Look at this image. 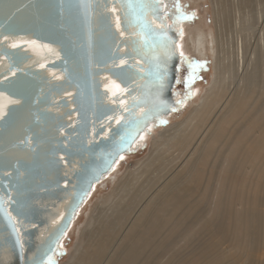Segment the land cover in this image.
Returning a JSON list of instances; mask_svg holds the SVG:
<instances>
[{
    "label": "water",
    "instance_id": "1",
    "mask_svg": "<svg viewBox=\"0 0 264 264\" xmlns=\"http://www.w3.org/2000/svg\"><path fill=\"white\" fill-rule=\"evenodd\" d=\"M163 0H0V264H48L80 210L178 106Z\"/></svg>",
    "mask_w": 264,
    "mask_h": 264
},
{
    "label": "rangeland",
    "instance_id": "2",
    "mask_svg": "<svg viewBox=\"0 0 264 264\" xmlns=\"http://www.w3.org/2000/svg\"><path fill=\"white\" fill-rule=\"evenodd\" d=\"M165 1L173 21L176 20L180 28L179 51L185 57L180 63L182 73L176 89L178 107L169 118L147 131L133 150L95 187L48 264H65L71 254H79L85 245L88 246L93 234L101 228L96 229L102 222L99 220V205L103 206L112 199L123 180L128 182L139 163L154 151V141L171 127L183 123L202 104L207 92L217 86L218 45L227 49V60L233 68L239 58L237 44L240 42H248L244 41L243 52L246 53H251L256 44L264 48L257 40L258 28H264V0ZM222 8H225L223 13ZM215 11L220 26L218 43ZM196 12L197 16L193 17ZM235 19L247 20L243 24L246 31L237 32ZM197 29L204 30L209 34L208 39L213 40L207 50H201L202 55H198L190 43ZM242 46L244 48V44ZM248 96L244 108L228 124L220 126L206 145L199 144L193 150L194 155L175 174L173 182L160 188L162 196L155 213L154 208H150L148 225L135 229L137 237L134 234L124 239L123 246L132 248L131 264H264V235L258 229L264 223V89ZM193 128L194 124L191 126L192 136L188 135L190 142L200 132H192ZM156 152L162 154L161 150ZM185 155L175 160V167ZM175 156L173 153L168 157L165 171H160L163 168L150 169V176H156V179L160 176L155 187L164 183V178L173 169L171 160ZM142 181L139 180L138 185ZM153 189L148 190L152 192ZM166 189L169 190L164 195ZM245 220H249L246 221L247 227L240 223ZM108 224H103L107 230L99 233L97 240L92 242L105 241V251L100 257L108 256L111 240L120 236L114 223ZM245 233L252 241L256 239L258 242L246 248L242 244ZM89 252H93L91 246L87 254Z\"/></svg>",
    "mask_w": 264,
    "mask_h": 264
},
{
    "label": "bare ground",
    "instance_id": "3",
    "mask_svg": "<svg viewBox=\"0 0 264 264\" xmlns=\"http://www.w3.org/2000/svg\"><path fill=\"white\" fill-rule=\"evenodd\" d=\"M165 6L166 9L170 8L166 1L164 2V7ZM224 9L225 8L221 9L222 13L224 12ZM214 21H215V25L217 26V33H218L217 43H218L220 26L217 18V11L214 12ZM245 21L247 22V20L235 19L234 22L236 23L237 26V30H238L237 32L242 30L246 31V27L243 25ZM168 22L169 24L174 22L172 16L170 15L168 16ZM175 26L179 28L176 23ZM251 26L253 25L251 24ZM179 32H180V28H179ZM258 33H259L257 38L258 43L261 42V45L264 46V28L259 27ZM208 38H209V34H207L202 29H197L195 34L191 37L190 43L192 49L196 51L198 55L200 54L202 55L201 50L203 51L207 50V45L211 46V44H213L212 43L213 40L211 38L209 40ZM244 41L242 42V44H244V48L241 42L240 44H237V51L239 58L236 62V68H233L227 60L228 59L227 56L228 52L226 51L227 49H224L223 45L220 44L218 45L217 86L215 88H211V90L207 92L204 99H202L203 100V102H201L202 104L197 108H195L183 123L171 127L168 131H166V133L161 134L157 141H154L153 143L154 151H151L148 157L139 163L137 169H135L131 173L128 182L126 183L125 182L126 180L125 181L123 180L119 184V187L117 188L115 194L112 196V199L109 200L108 203L103 206L99 205V209H98V213L100 215L99 220H102V222L98 224V227H96V229L100 227L101 228L93 234L88 246L85 245L81 249V252L79 254H75V252L71 254L70 259L68 258L69 261L65 264H131L132 263L131 262L133 258L132 248L128 247L127 249L125 246H123V241L127 236L130 237L131 235H134L135 229L145 228L148 225V220L150 217V213H149L150 208L151 209L154 208V213H155V209H157L159 204L158 201L162 196V193L160 192V188L164 184L173 182L175 178V174L178 172L179 169H181L185 165L186 163L185 161L188 160V158H190L192 155H194L193 150L199 144L203 145L205 143L206 145L208 140L212 138V136L216 133V131L220 126H222L223 124L225 125L228 124L230 122V119L233 118L240 110L244 108V106L247 104L249 99L248 95H250L253 91L256 90L262 91L264 89V78H263L264 48L256 44L254 48L251 47L253 48L251 50V53L243 52L245 50ZM179 43L177 46L178 51H179ZM208 49L209 51L211 50L210 47ZM179 56L182 58L181 52ZM189 122H190V126L188 125L189 127H187V124ZM193 124H194V128L192 129V132L196 133V131L198 132V130L200 132L197 135V137L190 142L191 137L188 135L192 136L191 126ZM155 126L156 125H152L150 129H152ZM146 133H144V135ZM144 135L141 137L140 141L143 139ZM138 143H136V145ZM136 145H134V147ZM205 145L202 146V149L205 147ZM159 150H161L162 152L161 155L157 154L156 152ZM171 153L172 154L176 153L175 158L171 160L172 161L171 167H173V169L164 178L165 180L163 181L164 183L160 184L161 183L160 182L158 183V186L155 187V183L159 180L160 176H158L157 179L156 176H150L149 175L150 169H152L153 167L157 169L163 168L160 171H165L166 169H168V167H166L167 165L166 162L169 163L168 157L172 155ZM184 153H186V155L184 156L182 162L180 163V165L178 164L175 167L176 165L175 160L180 158ZM165 157H167V159H165ZM144 174H147V176L143 177ZM160 174L161 173H159V175ZM139 180H143L140 185H138ZM151 187H154V189L156 188L155 191H153L154 190L153 189L152 192H150L148 189ZM168 190L169 189H166L163 194L165 195ZM135 205H137L135 207L136 209L133 210V206ZM246 221L249 222V220H245L243 222L240 221V223H243L244 226L247 227L248 223ZM109 222L114 223L113 225L115 227L114 228L115 230L119 229V232H117V234H119L120 236L117 238L116 235L113 238V240H111L110 249H109L110 252L108 256L100 257L101 256L100 254L105 251L104 248L105 241L96 244L92 242L97 240L96 237L99 233L101 234V232L107 230L108 227H106L105 225L106 223L108 224ZM103 224L105 225L103 226ZM258 229L259 232H261L264 235V223L260 225ZM239 230L241 229L239 228ZM137 236L138 235L135 234V237ZM65 238L66 237H64L62 241ZM236 238L239 240V237ZM242 240H243L242 244H245L246 248L252 247L253 244H255V242L257 241L256 239L252 241L249 237H247L246 233L242 235ZM220 241H222V239ZM90 246L93 248V252H89L87 254ZM110 260H112L111 263Z\"/></svg>",
    "mask_w": 264,
    "mask_h": 264
},
{
    "label": "flooded vegetation",
    "instance_id": "4",
    "mask_svg": "<svg viewBox=\"0 0 264 264\" xmlns=\"http://www.w3.org/2000/svg\"><path fill=\"white\" fill-rule=\"evenodd\" d=\"M186 3V2H185ZM185 7H186V5L185 4H183ZM192 16L194 17H196L197 16V12L196 13H193L192 14ZM175 22H177L176 20H175ZM185 57H184V55L182 54V60L184 59ZM181 73H182V70H181V66H180V68H179V79H178V83H177V86H176V89H177V87H178V85H179V80H180V78H181ZM176 89H175V92H177L176 91ZM177 96V95H176ZM178 101V100H177ZM63 242V241H62ZM55 256V255H54Z\"/></svg>",
    "mask_w": 264,
    "mask_h": 264
}]
</instances>
